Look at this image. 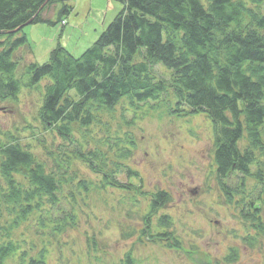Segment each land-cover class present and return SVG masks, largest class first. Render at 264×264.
<instances>
[{
	"label": "trees",
	"instance_id": "16d2710c",
	"mask_svg": "<svg viewBox=\"0 0 264 264\" xmlns=\"http://www.w3.org/2000/svg\"><path fill=\"white\" fill-rule=\"evenodd\" d=\"M57 1L0 0V100L15 99L23 85L16 74L22 60L17 52L27 44L22 27L28 20L59 22L71 5L63 3L55 22L42 16L47 5ZM118 1L122 8L82 54L74 56L57 45L48 61L25 64L26 87L47 78L38 111L41 124L60 137L59 150H71L99 176L101 188L135 189L142 195L138 186L119 177L124 174L127 179L141 180L124 163L131 154V137H105L106 145L116 147L115 157L109 159L99 148H88L74 139L72 125H90L95 112L111 111L121 101L136 110L163 99L168 115L204 113L213 127L216 177L230 200L231 187L224 179L240 173L243 180L264 156V0ZM158 65L171 71L168 77L157 74ZM4 136L6 140H0V204L9 219L0 226V264H8L9 259L15 264H48L45 244L33 254V247L25 249V241L11 236V226L36 212L42 235L49 238L64 233L77 222L75 192L88 186L85 180H77L75 188L63 193V184L70 180L66 178L69 155H55L53 166L48 167L12 133ZM244 136L247 142L241 149L238 143ZM168 201L165 190L152 193L139 239L178 249L182 246L169 230L168 216L158 218L160 229L150 226L155 212ZM257 201L243 202L239 211L241 219L261 232ZM235 253L230 248L225 261H234ZM121 261L135 264L131 252Z\"/></svg>",
	"mask_w": 264,
	"mask_h": 264
},
{
	"label": "rangeland",
	"instance_id": "374dc122",
	"mask_svg": "<svg viewBox=\"0 0 264 264\" xmlns=\"http://www.w3.org/2000/svg\"><path fill=\"white\" fill-rule=\"evenodd\" d=\"M63 3L71 8L63 15L66 24L61 26L55 21ZM122 5L118 0H58L48 4L42 13L55 23H28L22 27L27 44L17 52L22 60L16 74L23 85L15 99L0 100V140H6L5 133H12L48 167L53 166L55 155H69L66 178L70 180L63 184V193L75 188L77 180H85L88 188L75 192L78 213L74 227L46 238L36 225L35 212L15 226L10 225L11 236L25 241V249L33 247V254L45 244L48 264H121L127 252H131L135 264H264V156L259 167L252 166L251 175L243 180L240 173L224 179L232 195L226 199L216 177L213 127L204 113L190 117L168 115L163 99L136 110L128 109L126 101H121L111 111L95 112L90 125H72L74 139L88 148H99L109 159L115 157L116 147L106 145L104 138L129 135L133 146L124 163L137 171L141 180L127 179L124 174L119 177L138 186L142 195L136 194L135 189L101 188L97 185L99 176L75 158L71 150H59L60 137L41 124L38 111L47 78L37 86L26 87L29 73L25 64L48 61L50 51L57 45L74 56L82 54ZM155 70L166 77L171 72L160 65ZM246 142L244 136L239 147L243 149ZM15 178L23 179L21 175ZM160 190L169 193V201L155 212L150 226L152 230L160 229L156 225L158 218L168 216L169 230L181 248H169L145 237L139 239L144 216L149 212V199ZM257 198L256 217L261 222V232L241 219L239 211L243 202ZM8 219L7 210L0 204V226ZM230 248L237 256L227 263L224 258ZM8 262L15 264L13 259Z\"/></svg>",
	"mask_w": 264,
	"mask_h": 264
},
{
	"label": "water",
	"instance_id": "95a60500",
	"mask_svg": "<svg viewBox=\"0 0 264 264\" xmlns=\"http://www.w3.org/2000/svg\"><path fill=\"white\" fill-rule=\"evenodd\" d=\"M30 22H31V20H28L27 23H26L25 25H27V24L30 23Z\"/></svg>",
	"mask_w": 264,
	"mask_h": 264
}]
</instances>
